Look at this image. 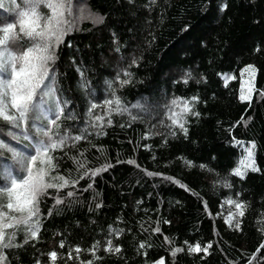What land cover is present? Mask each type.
<instances>
[{
  "label": "trees",
  "instance_id": "16d2710c",
  "mask_svg": "<svg viewBox=\"0 0 264 264\" xmlns=\"http://www.w3.org/2000/svg\"><path fill=\"white\" fill-rule=\"evenodd\" d=\"M0 5L15 21L12 0ZM68 19L51 65L62 111L47 120L66 139L56 171L76 183L41 196L38 238L12 229L3 264H264V0H72ZM39 123L12 140L0 121V139L31 154ZM244 145L256 170L240 176Z\"/></svg>",
  "mask_w": 264,
  "mask_h": 264
},
{
  "label": "snow or ice",
  "instance_id": "6c2138e0",
  "mask_svg": "<svg viewBox=\"0 0 264 264\" xmlns=\"http://www.w3.org/2000/svg\"><path fill=\"white\" fill-rule=\"evenodd\" d=\"M12 2L15 4L13 9L16 15L15 21L5 23L0 20L2 24L0 27V121L8 127L9 131L6 135L12 140L19 139L14 129L26 132L29 121L33 124L40 122L33 131L45 139L36 141L31 154L0 139V149L11 153V160H6L0 155V171L7 173L10 180V186L0 188V264L7 259L4 250L17 246L13 243L16 239V231H11L12 229L19 230L23 227L27 238H38L41 196L46 195L49 189L60 190L70 185L74 186L76 183L56 171L57 164L51 153L63 148L66 139L56 131L60 127L58 119L47 120L49 112L55 111L58 117L62 111L55 98V80L51 75V65L57 59L56 49L72 28V22L68 19L72 13V0H20V3L12 0ZM41 8L45 11H41ZM106 103L111 110V106L119 105L120 101L109 100ZM173 103L175 104L176 101ZM91 107L94 109L96 105L93 104ZM184 107L185 111H190L187 104ZM96 120L101 121L103 117L97 116ZM179 126L182 129L184 127L183 124ZM0 135H5L3 128H0ZM73 139L79 141L84 137L77 135ZM254 147L253 145L252 148L247 149V157L241 161V165L245 168L251 167L255 171ZM12 161L21 165L23 175L12 176L14 168ZM129 163L134 162L129 161ZM101 170L106 168L97 169L93 175ZM235 174L243 175V172L237 168ZM72 195V192L67 193V196ZM56 202L63 203L62 200ZM228 203L234 202L228 201ZM235 206L243 207L238 203ZM108 244V250L112 251L111 241H108ZM60 247H64L63 243ZM114 250L120 251L118 247ZM189 250L198 252L207 251V248L201 249L200 245L196 244L194 247L190 245ZM75 251L79 252L80 249L77 248ZM176 251L183 249L178 248ZM50 257L55 261L57 253L52 251ZM88 264H91V261ZM160 264H163V261Z\"/></svg>",
  "mask_w": 264,
  "mask_h": 264
},
{
  "label": "rangeland",
  "instance_id": "374dc122",
  "mask_svg": "<svg viewBox=\"0 0 264 264\" xmlns=\"http://www.w3.org/2000/svg\"><path fill=\"white\" fill-rule=\"evenodd\" d=\"M2 2V0H0ZM249 69L248 71H242L239 75V80L241 82V99L242 97H244L242 100L245 102H250L252 101L254 95H255V77H256V73L255 71H252L251 69H253L252 67L247 68ZM224 80L226 81V83H229L233 80H235V77L233 76H224L223 77ZM253 145H244L242 147V157L241 160L239 162L238 168L241 169V171L243 172V175L240 176H244L246 173L250 172V171H254L253 168L248 167H242L241 165V161L245 160L247 157V149L252 148ZM253 160H254V168L256 169V163H255V152L253 149ZM161 262V261H160ZM160 262H158L157 264H160ZM163 264L164 261H163Z\"/></svg>",
  "mask_w": 264,
  "mask_h": 264
}]
</instances>
